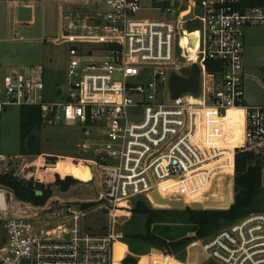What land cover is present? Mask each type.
Listing matches in <instances>:
<instances>
[{"label":"built area","instance_id":"1","mask_svg":"<svg viewBox=\"0 0 264 264\" xmlns=\"http://www.w3.org/2000/svg\"><path fill=\"white\" fill-rule=\"evenodd\" d=\"M92 1L106 3L108 10L95 24L99 33L64 35L71 57L63 100L37 101L36 94L45 89L42 79L18 71L4 77L0 162L15 159L2 151L3 113L13 105L38 104L46 124L80 123L87 126L85 131H102V145L91 151L92 175L87 180H96L101 189L94 200L77 205L61 201L58 208L43 206L57 210L54 221L9 214L6 192L0 189V213L5 214L0 218L5 231L0 264H115L114 243L124 238L113 228L118 210L139 198L154 207V191L163 198L183 199L186 205L214 197L219 182L234 173L237 148L264 150V106L247 104L244 86L246 30L264 27V6L199 0L200 13L191 19L200 21L192 60L184 33L193 31L184 28L186 19L173 21V6L161 10L166 18L136 19L141 0ZM208 60L220 61L222 69L210 72ZM194 62L201 69L198 94L172 98L171 72ZM230 108L243 110L242 146L233 144L222 122ZM86 203H95L108 219L106 230L85 223ZM192 236L188 247H202L220 264H264V211L252 212L206 239L195 232Z\"/></svg>","mask_w":264,"mask_h":264},{"label":"rangeland","instance_id":"2","mask_svg":"<svg viewBox=\"0 0 264 264\" xmlns=\"http://www.w3.org/2000/svg\"><path fill=\"white\" fill-rule=\"evenodd\" d=\"M11 1L0 0V88L4 85L6 75L18 71L34 80L44 81L45 89L36 94L37 101L63 100L68 92L67 68L71 57V45L66 44L63 37L66 33H99L100 30L95 24L104 19L108 6L104 2L92 0H22L34 5V19L19 21L18 15H14L10 8L14 5ZM198 2L199 0H141L142 9L137 12L135 18H166L161 10L166 6H173L176 12L173 21L178 24V21L186 19L184 28L193 31L187 33L192 40L189 51L194 54L198 47L197 29L200 21L191 19L200 13ZM66 21H69V26H66ZM246 32L248 35L245 54V101L247 104L264 106V27H249ZM20 111L21 107L14 105L2 115V151L15 159L9 164L6 161L0 162V176L6 170L19 171L25 163L35 165L34 170L38 172L49 161H53L51 157H55L57 161L71 160L78 167L89 165L93 158L92 149L102 145V131L98 128L88 127L85 131L84 128L87 126L80 123L68 124L63 121L56 124L45 123L40 131L35 132L40 154L21 156ZM222 122L232 133L233 144L242 146L243 110L229 109ZM255 152L260 156L264 154L263 149ZM74 172L75 176L79 177L78 170ZM79 178L81 179L77 178L79 181L67 191L53 186V195L46 204L58 208L62 204L61 201L66 205L67 203L77 205L94 200L101 189L98 182ZM226 178L227 176L215 187L214 197L222 196L223 182ZM262 184L264 186V162ZM0 189L6 192L9 214H27L51 221L59 218L57 210L47 211L43 206L25 204L1 183ZM150 208L167 207L150 205ZM84 213L86 224L92 225L97 231L107 229L108 219L103 216L99 207L92 204ZM180 215L183 213L167 212L160 213L158 217L172 220ZM0 218L3 220L5 214L0 213ZM145 221L144 216H136L135 203L118 210L113 219V228L115 231H121L124 238L114 243L115 264H220L209 258L200 246L189 248L186 245L178 249L173 247L168 249L165 245L136 238L137 234L145 233ZM156 231L158 232V228ZM4 235V227L0 224V238ZM211 235L202 238L206 239ZM188 236H192V233H187L186 237Z\"/></svg>","mask_w":264,"mask_h":264},{"label":"trees","instance_id":"3","mask_svg":"<svg viewBox=\"0 0 264 264\" xmlns=\"http://www.w3.org/2000/svg\"><path fill=\"white\" fill-rule=\"evenodd\" d=\"M243 7L264 6V0H241ZM193 29V28H191ZM207 69L210 72L220 71L222 64L220 61L208 60ZM41 106L38 104H23L20 111V155H39V142L35 136L36 131L43 128ZM54 162L55 157H51ZM66 162L73 163L71 160ZM264 154L260 156L255 150L237 148L235 155V175H234V202L226 210H200L186 207L182 209H154L150 208V203L146 199L139 198L135 203L136 216H144L145 233L137 234L135 237L141 240L155 242L178 249L188 245L194 238L186 237L187 233L195 232L196 237L202 238L219 231L225 225L232 224L244 216L258 211H264V186L262 184ZM78 168L73 163V172H56L47 174L43 182L35 178L36 166L25 163L16 171L12 169L4 172L0 176V183L7 189L14 192L16 197L24 203L34 206H44L53 195V186L59 187L62 191H67L72 185L81 179L75 176ZM88 176V174L85 173ZM78 178V179H77ZM37 191H42V195H37ZM91 204H83L87 208ZM178 212L183 215L176 216L172 220L158 217L160 213ZM173 224L185 226V230L177 236L169 237L160 232L159 225ZM158 228V232L156 229ZM167 249V250H168Z\"/></svg>","mask_w":264,"mask_h":264},{"label":"water","instance_id":"4","mask_svg":"<svg viewBox=\"0 0 264 264\" xmlns=\"http://www.w3.org/2000/svg\"><path fill=\"white\" fill-rule=\"evenodd\" d=\"M32 6L22 5L18 8V20L19 21H31L33 19ZM66 26H69V21H66ZM201 81V69L198 63L194 62L190 66H185L179 69V71H173L170 75L169 87L172 98L185 93L198 94ZM59 161H49L44 168H41L36 173V178L39 182H43L47 174H54L56 172H62L58 170L57 164ZM66 162V161H62ZM90 169L89 165H86ZM37 195H42V191H37ZM151 200L155 206H165L171 209H185L187 206L192 209L200 210H226L234 202V175H229L223 182V190L221 197H206L193 201L190 205H186L185 201L180 198H163L157 191H154L150 195ZM160 233L168 235L169 237L177 236L185 230V226L165 224L159 225Z\"/></svg>","mask_w":264,"mask_h":264},{"label":"bare ground","instance_id":"5","mask_svg":"<svg viewBox=\"0 0 264 264\" xmlns=\"http://www.w3.org/2000/svg\"><path fill=\"white\" fill-rule=\"evenodd\" d=\"M185 37L188 41H190L189 37L186 34H185ZM190 54H191L192 60H195L196 59V53L195 54L190 53ZM230 109H236V108H230ZM57 168H58V170H60L64 173H72L73 172V163L59 161L57 164ZM76 170H78L79 177H83L85 180L90 179L91 174H90V169L88 167H86V166H84L83 168L78 167ZM82 170H84V171L81 173ZM85 173L88 174V176L85 175ZM162 196H164V195H162Z\"/></svg>","mask_w":264,"mask_h":264},{"label":"crops","instance_id":"6","mask_svg":"<svg viewBox=\"0 0 264 264\" xmlns=\"http://www.w3.org/2000/svg\"><path fill=\"white\" fill-rule=\"evenodd\" d=\"M12 2V4H14V5H12V6H10V8L12 9V11H14V15H16L17 16V14H18V8H19V6H22V5H27V6H32V8H33V12H32V14H33V19H34V5L31 3V2H29V1H22V0H12L11 1ZM18 18V17H17ZM33 19L31 20V21H33ZM250 27H254V26H250ZM249 28V27H248ZM247 28V29H248ZM185 34L189 37V39H190V41H188L187 39H186V37H185ZM247 32H246V37H245V54H246V43H247ZM184 37H185V40L186 41H188V42H191V44L189 45V47L191 48L192 47V40H191V37L188 35V33L187 32H185L184 33ZM191 53V52H190ZM196 53V52H195ZM194 53V54H195ZM14 106V105H13ZM17 106H19V107H21V105H17ZM242 110V109H241ZM244 127H245V119H244V125H243V132H244ZM24 203V202H23ZM25 204H28V203H25Z\"/></svg>","mask_w":264,"mask_h":264},{"label":"flooded vegetation","instance_id":"7","mask_svg":"<svg viewBox=\"0 0 264 264\" xmlns=\"http://www.w3.org/2000/svg\"><path fill=\"white\" fill-rule=\"evenodd\" d=\"M81 168H83V167H81Z\"/></svg>","mask_w":264,"mask_h":264}]
</instances>
